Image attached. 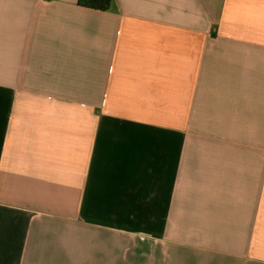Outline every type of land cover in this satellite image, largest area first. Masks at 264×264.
Segmentation results:
<instances>
[{
	"label": "crops",
	"instance_id": "0c3cea01",
	"mask_svg": "<svg viewBox=\"0 0 264 264\" xmlns=\"http://www.w3.org/2000/svg\"><path fill=\"white\" fill-rule=\"evenodd\" d=\"M0 264H264V0H0Z\"/></svg>",
	"mask_w": 264,
	"mask_h": 264
},
{
	"label": "trees",
	"instance_id": "16d2710c",
	"mask_svg": "<svg viewBox=\"0 0 264 264\" xmlns=\"http://www.w3.org/2000/svg\"><path fill=\"white\" fill-rule=\"evenodd\" d=\"M79 4L94 11H108L112 0H78Z\"/></svg>",
	"mask_w": 264,
	"mask_h": 264
}]
</instances>
